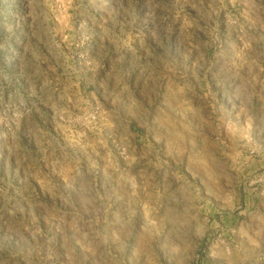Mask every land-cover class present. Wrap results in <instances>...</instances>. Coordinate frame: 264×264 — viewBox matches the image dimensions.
I'll list each match as a JSON object with an SVG mask.
<instances>
[{"label": "rangeland", "instance_id": "1", "mask_svg": "<svg viewBox=\"0 0 264 264\" xmlns=\"http://www.w3.org/2000/svg\"><path fill=\"white\" fill-rule=\"evenodd\" d=\"M0 264H264V0H0Z\"/></svg>", "mask_w": 264, "mask_h": 264}]
</instances>
